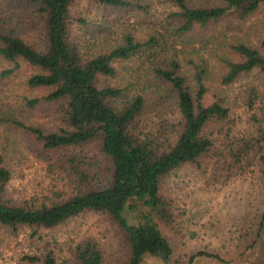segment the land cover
Here are the masks:
<instances>
[{
	"label": "trees",
	"instance_id": "16d2710c",
	"mask_svg": "<svg viewBox=\"0 0 264 264\" xmlns=\"http://www.w3.org/2000/svg\"><path fill=\"white\" fill-rule=\"evenodd\" d=\"M9 1L24 5L41 29L35 40L0 15V81L24 64L34 71L25 78L24 88L44 90L46 95L22 96L11 109L0 106V129L27 133L48 154L96 143L109 168L104 182L94 184L87 164L75 153L62 152L53 163L48 162L49 172L57 177L49 196L16 202L7 195L12 174L6 138L0 133V227L12 232L25 227L36 236L92 212L117 227L124 248L119 264H141L147 255L167 262L172 248L159 224L170 225L173 216L161 194V182L180 167L198 163L211 150L214 144L206 134L210 124L219 123L230 138L219 154L223 157L227 151L223 166L229 174L250 169L264 177V92L250 89L246 100L252 113L249 128L230 137L229 109L220 100L209 99L211 75L203 54L211 38H207V28L228 19L231 28H236L256 14L264 22V0H162L172 9L174 22L142 34L126 28L115 44H99L98 38L82 42L74 25H86V21L74 18L73 6L87 2L146 11L148 4L142 0ZM227 47L219 60L220 86L228 87L253 71L264 76V39L258 47L240 39ZM143 57H152L145 70ZM137 60L142 64L120 77V65ZM43 103L54 105L61 117L54 131L18 118L22 110H34ZM262 217L257 236L264 225ZM198 256L221 260L200 252L190 261ZM72 257L75 264H105L101 247L91 238L79 241ZM23 260L57 264L53 251L47 249L25 255Z\"/></svg>",
	"mask_w": 264,
	"mask_h": 264
},
{
	"label": "rangeland",
	"instance_id": "374dc122",
	"mask_svg": "<svg viewBox=\"0 0 264 264\" xmlns=\"http://www.w3.org/2000/svg\"><path fill=\"white\" fill-rule=\"evenodd\" d=\"M142 2L149 5L146 11L77 3L72 8V14L76 20L84 19L86 25L80 26L76 22L74 30L82 42L93 43L98 38L99 44H115L126 28L142 34L149 29L161 30L174 22L172 9L162 0ZM24 8L20 3L0 0L1 18L8 19L12 26L26 31L37 40L41 26L27 15ZM230 24L232 22L228 19L227 23L224 20L207 28V38H211L203 54L208 60L211 75L209 99L214 97L229 109L233 121L230 137H236L249 128L252 113L246 106L247 96L250 89L264 92V76L259 71H253L228 87L220 86L219 60L221 55H226L227 45L234 39L258 47L264 39V22L262 16L256 14L236 28H231ZM151 58L141 59L143 70ZM142 61L120 65V77L129 68L134 70ZM33 72L32 68L23 64L12 77L0 81V106L11 109L18 106L17 100L22 96L34 99L46 95L44 90L24 88L25 78ZM18 118L40 124L49 131L61 125L55 106L48 103L34 110L24 109ZM0 133L6 138V160L12 174L7 195L13 201H42L48 197L57 179L53 172H49L48 162L51 160L53 163L62 152L75 153L87 164L94 184L104 182L107 176L109 163L96 143L48 154L42 152L40 144L30 135L19 129L1 128ZM206 134L214 144L211 150L198 163L180 167L161 182V194L169 204L173 222L170 225L159 224V229L172 248L171 257L163 262L147 255L141 264H264V225L259 235L256 234L257 224L264 215V177L257 170L250 169L236 176L229 174L223 166L227 151H223V157L219 154L227 147L230 138L224 136V129L219 123L210 124ZM60 186L62 183L57 187ZM86 238L99 244L105 264H119L123 260L124 248L117 227L102 215L88 212L54 230H41L36 236L25 227L16 232L0 227V264H29L23 257L44 249L53 251L57 264H75L73 249ZM200 252L211 253L221 260L198 256L190 261Z\"/></svg>",
	"mask_w": 264,
	"mask_h": 264
}]
</instances>
